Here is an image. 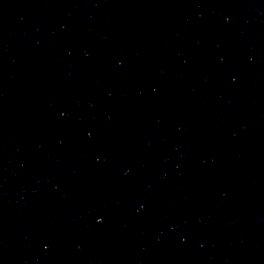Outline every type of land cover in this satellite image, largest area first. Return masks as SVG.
I'll return each instance as SVG.
<instances>
[{"label": "water", "instance_id": "water-1", "mask_svg": "<svg viewBox=\"0 0 264 264\" xmlns=\"http://www.w3.org/2000/svg\"><path fill=\"white\" fill-rule=\"evenodd\" d=\"M0 264H264V0H0Z\"/></svg>", "mask_w": 264, "mask_h": 264}]
</instances>
